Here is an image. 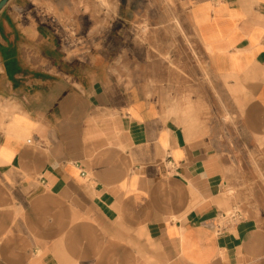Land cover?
<instances>
[{"label":"crops","instance_id":"0c3cea01","mask_svg":"<svg viewBox=\"0 0 264 264\" xmlns=\"http://www.w3.org/2000/svg\"><path fill=\"white\" fill-rule=\"evenodd\" d=\"M174 1L232 122L161 86L200 70L144 1L0 11V264H264V0Z\"/></svg>","mask_w":264,"mask_h":264},{"label":"rangeland","instance_id":"374dc122","mask_svg":"<svg viewBox=\"0 0 264 264\" xmlns=\"http://www.w3.org/2000/svg\"><path fill=\"white\" fill-rule=\"evenodd\" d=\"M130 1H134V3L132 2L133 4H130V6H133V10H136L137 0ZM139 1H141V3L144 1L145 6L144 13L140 16L143 17V19L141 18L142 21H139V23L144 22L146 31L144 29V35L141 34V28H143V25L137 26L136 16L131 13L130 9L128 26L129 37L136 38L139 35V37H145L148 39L153 37L154 32L160 30V34L162 35L160 36L162 39H167L170 37L173 40L171 44L168 41L169 46L164 47L166 48V52L170 51L172 54L175 52L180 54L182 56L181 58L185 59L187 62V68L192 66L193 70H200V72H198L199 75L203 73L200 76H193L191 78L185 77L184 73L186 71V66L184 65L183 61H172L173 63H169L168 61L164 63L162 61L160 71L162 76L160 83L161 86H165L166 88L171 87L170 91H175L173 94H171V97H173L175 101L180 99L182 103H184L186 99H190V97H193L194 100L196 97H204L205 102L207 103V105L205 104V106H203L205 109L204 118L208 117V119H211L215 117V114H220V117H222L225 122H232L230 115H228L229 101L227 99V95L225 93L222 94L220 91L218 92L216 87V79L211 76V71L210 67H208V64L205 61H201L202 58L199 55L200 52L198 51V47L194 41H192V38L190 37L191 33L185 29V19L176 6L175 1ZM158 16H161L162 18L161 24L158 22V20H156L157 18H155ZM186 38L188 40H186ZM164 53V51H161V54ZM191 55H193V58ZM196 55H198L199 58H197ZM134 69H139V71H141L140 75L150 74L151 63H146L143 68H137V66H134ZM202 86L207 88H203L202 91ZM205 90H207L208 93H205ZM191 91L192 93H190ZM205 102L203 101V103ZM217 105L220 107L219 111L216 109Z\"/></svg>","mask_w":264,"mask_h":264},{"label":"water","instance_id":"95a60500","mask_svg":"<svg viewBox=\"0 0 264 264\" xmlns=\"http://www.w3.org/2000/svg\"><path fill=\"white\" fill-rule=\"evenodd\" d=\"M9 0H2L0 2V11L3 9V7L8 3Z\"/></svg>","mask_w":264,"mask_h":264},{"label":"bare ground","instance_id":"6f19581e","mask_svg":"<svg viewBox=\"0 0 264 264\" xmlns=\"http://www.w3.org/2000/svg\"><path fill=\"white\" fill-rule=\"evenodd\" d=\"M105 5V4H104ZM2 111V110H1ZM231 195V194H230Z\"/></svg>","mask_w":264,"mask_h":264}]
</instances>
